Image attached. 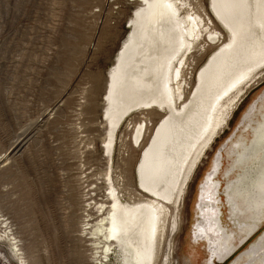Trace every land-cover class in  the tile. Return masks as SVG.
<instances>
[{
	"label": "rangeland",
	"instance_id": "1",
	"mask_svg": "<svg viewBox=\"0 0 264 264\" xmlns=\"http://www.w3.org/2000/svg\"><path fill=\"white\" fill-rule=\"evenodd\" d=\"M5 2L6 12L0 9V157L10 153L0 168V214L11 227L0 229V264H93L92 255L99 250H92V241L80 236L85 205L90 203L94 212L100 205L98 214L106 211L112 199L109 174L123 203L150 198L140 185L137 166L169 114L162 107L148 110L151 121L141 145L135 141L138 125L124 122L108 162L104 87L129 35L135 5L129 0ZM202 5L207 8L210 1L202 0ZM214 51L198 48L193 53L185 94L176 108L183 106V98L192 99L199 69ZM247 90L229 128L202 155L183 201L168 205L170 216L154 264H188L194 252L198 258L194 264H204L205 246L196 251L191 247L197 188L210 159L227 143L217 174L225 186L221 172L227 164L226 149L240 134L242 117L264 92V79ZM174 212L178 227L173 224ZM229 232L236 246L242 236L237 238L234 229ZM260 235L264 222L239 252L264 250L257 240ZM111 248L107 264H122L121 246ZM255 257L245 255L242 262L237 257L235 264H253Z\"/></svg>",
	"mask_w": 264,
	"mask_h": 264
},
{
	"label": "bare ground",
	"instance_id": "2",
	"mask_svg": "<svg viewBox=\"0 0 264 264\" xmlns=\"http://www.w3.org/2000/svg\"><path fill=\"white\" fill-rule=\"evenodd\" d=\"M129 1L135 5L129 19L130 32L108 71L104 87L108 162L112 160L114 142L124 122L133 123V128L138 125L135 141L141 145L151 121L147 118L148 110L162 107L169 114L144 149L137 166L140 185L150 198L123 203L109 174L112 199H108L106 211L98 214L100 205L95 212L90 203L85 205L87 214L81 222L80 236L92 241V250H99L93 251V264H107L113 244L124 251L122 264H154L170 216L169 204L180 205L202 155L229 128L243 93L264 79V0H209L207 8L202 0ZM5 3L0 0L4 13ZM198 48L203 51L215 48V51L199 69V85L192 99L183 98V106L176 108L177 100L184 97L188 71L192 68L190 60ZM251 110L240 134L231 138L226 149L227 162L234 172H239L230 181L227 192L244 182L247 187L264 182V163L260 164L258 159L261 153L264 161V94ZM248 134H252V139ZM226 145L216 151L211 170L202 181L207 189L202 192L203 184L200 188V193H205L200 196L204 203L201 212L206 214L205 220L202 219L206 221L203 236L214 243L220 256L235 247L234 236L229 232L232 228L218 219V197L211 204L210 195L220 183L213 176ZM9 153L0 157V168ZM243 167L245 170L241 172ZM173 224L178 227L177 213ZM10 227L0 214V229L6 231ZM236 227L247 233L250 230L248 224ZM14 243L18 245V241ZM260 253L253 264H264V250ZM236 258L230 264H235Z\"/></svg>",
	"mask_w": 264,
	"mask_h": 264
},
{
	"label": "flooded vegetation",
	"instance_id": "3",
	"mask_svg": "<svg viewBox=\"0 0 264 264\" xmlns=\"http://www.w3.org/2000/svg\"><path fill=\"white\" fill-rule=\"evenodd\" d=\"M263 94L264 92L258 97L257 100H255V102L260 100ZM255 102H253V104ZM252 105L250 106L249 110H251ZM249 110L242 117L241 124L244 122ZM259 123H263V121L260 120ZM248 136H249L248 138L250 139L252 137V134H248ZM241 152L242 151H240L239 153L241 154ZM225 157H226V154H225ZM262 157H263V154L260 153L258 156L260 164L264 163V161H261ZM213 158L214 156L210 159V162L207 168L208 171L204 174L203 176L204 178L206 174L211 170V163H212L211 161L213 160ZM261 168L263 169V165H261ZM241 169H242L241 172H243V170H245V167ZM237 173L239 172L237 171L234 172L233 166L229 165V163L227 162L226 166L222 169V172H221L223 181L225 182V186L227 184L229 185L228 179L232 181V179H234ZM217 174L218 173H216V175L213 176V179H218ZM204 178H202L201 183L199 184L197 188V193H196V201L194 204V216H193V221L191 223V235H190L194 245H192L191 247L196 251V249L200 245L205 246L204 248L207 253L205 255L204 264H230L232 260L236 257L240 258L242 262L243 257L249 254L255 255L256 257L253 261L257 262L259 256L261 255L260 251H257L256 253H254V251L249 253L248 250L246 252H239V251L241 247L249 240V238L253 237L257 233L260 224L264 222V182L263 183L254 182V184L251 187L245 186V182H244L242 186H240L239 188H235L233 192H227L225 186H223V184L220 182L219 185L215 187L216 191L210 194L213 196V203H211L210 201H208V203L214 204L215 199H217L218 197V203L220 205L218 219L220 218L223 221L222 218L224 217L226 219L225 221L227 223V227L235 230V232L237 233V238L240 236H244L243 240L240 243H238L233 249L230 250L231 252L228 250L227 254L220 256L216 254L215 246L213 245L214 243L209 241L203 236L204 234L203 232L206 230V229H203V228H206V221H204L206 218V214L204 215L205 211L204 213L201 212L202 205H204V203H202L200 196H204L205 193L204 194L200 193V188L202 187V184H203L204 187L202 189V192L205 191V189H207V186L202 182ZM220 188H223L222 194L223 196H225V200H222V197L220 195V190H221ZM227 194L228 195L232 194V195L227 197ZM227 198L229 199L230 202L228 201ZM196 208H198V210ZM241 224H248L250 228L248 233L247 232L240 233L239 230L235 229L237 225H241ZM263 236L264 235H260L259 237H257V240L261 248L264 247V237ZM210 249H213V250L210 251ZM188 258H189L188 264H194L195 260H198V258L195 255V252L192 253L191 256Z\"/></svg>",
	"mask_w": 264,
	"mask_h": 264
},
{
	"label": "water",
	"instance_id": "4",
	"mask_svg": "<svg viewBox=\"0 0 264 264\" xmlns=\"http://www.w3.org/2000/svg\"><path fill=\"white\" fill-rule=\"evenodd\" d=\"M219 168H220V164H219V166L217 167V169L215 170L217 173H218V171H219ZM220 187V186H219Z\"/></svg>",
	"mask_w": 264,
	"mask_h": 264
}]
</instances>
